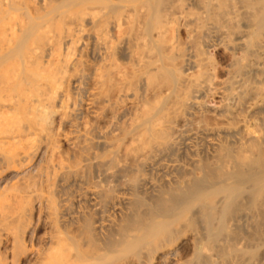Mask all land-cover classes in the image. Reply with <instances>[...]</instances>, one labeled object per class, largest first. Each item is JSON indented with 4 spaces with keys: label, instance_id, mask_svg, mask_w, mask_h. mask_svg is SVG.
I'll return each mask as SVG.
<instances>
[{
    "label": "bare ground",
    "instance_id": "6f19581e",
    "mask_svg": "<svg viewBox=\"0 0 264 264\" xmlns=\"http://www.w3.org/2000/svg\"><path fill=\"white\" fill-rule=\"evenodd\" d=\"M0 264H264V0H0Z\"/></svg>",
    "mask_w": 264,
    "mask_h": 264
},
{
    "label": "rangeland",
    "instance_id": "374dc122",
    "mask_svg": "<svg viewBox=\"0 0 264 264\" xmlns=\"http://www.w3.org/2000/svg\"><path fill=\"white\" fill-rule=\"evenodd\" d=\"M221 52H222V51H219V52L214 51V52H213V54H215L216 56H218V57H217L218 60H220L219 55L222 54Z\"/></svg>",
    "mask_w": 264,
    "mask_h": 264
}]
</instances>
